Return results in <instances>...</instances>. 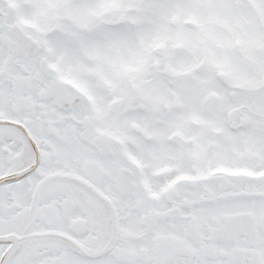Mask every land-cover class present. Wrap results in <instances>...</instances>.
<instances>
[{
	"label": "snow or ice",
	"instance_id": "snow-or-ice-1",
	"mask_svg": "<svg viewBox=\"0 0 264 264\" xmlns=\"http://www.w3.org/2000/svg\"><path fill=\"white\" fill-rule=\"evenodd\" d=\"M0 264H264V0H0Z\"/></svg>",
	"mask_w": 264,
	"mask_h": 264
}]
</instances>
